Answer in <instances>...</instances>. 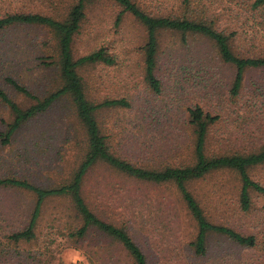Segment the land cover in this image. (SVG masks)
<instances>
[{
  "label": "rangeland",
  "instance_id": "374dc122",
  "mask_svg": "<svg viewBox=\"0 0 264 264\" xmlns=\"http://www.w3.org/2000/svg\"><path fill=\"white\" fill-rule=\"evenodd\" d=\"M133 1L155 14L179 12L181 2ZM254 1L191 0V7L193 12L207 10L216 26L237 31L242 47L243 44L250 47V38L255 37V49L262 50L264 14L253 8ZM73 3L75 0H0V16L13 12L63 14ZM122 9L116 0H94L87 8L86 18L73 44L76 58L100 47L107 48L116 57L113 65L95 64L80 69L91 100L126 97L132 103L130 108L105 109L98 114L102 131L110 138L116 154L146 166L167 159L193 161L191 130L181 132L178 129L184 128L187 109L194 104L210 110H215L219 104L229 108L227 120L211 132L207 145L209 152H244L264 143V102L260 101V93L264 92V68L247 71L242 94L237 101H232L228 98V90L234 69L217 62L214 63L215 68H206L204 64H210L211 58L205 44L190 42L193 47L189 49L182 43L179 33L165 31L159 35V76L163 81V92L155 94L144 80L146 30L128 12L118 21ZM45 60H59L55 38L48 29L27 25L0 30V86L24 107L29 106L31 100L14 90L5 77H16L38 94L49 92L61 85V78L57 63L47 66ZM10 120L11 112L0 100V130ZM80 134L83 135V131H79L71 101L61 100L25 126L11 144H0V177H27L41 186L65 181L81 161L82 146L77 144ZM177 135L179 137L175 138ZM174 138L180 147H175L176 151L172 153L169 146ZM35 139L41 140L39 146L34 143ZM250 173L264 184V165L252 168ZM98 181H106V187L117 195L121 190L135 191L137 187L103 165L95 168L89 176L91 186ZM213 186L220 189V195L209 199L206 193ZM147 187L142 186V190L146 192ZM193 189L205 203L211 219L226 223L244 234H254L257 246L243 248L231 240L213 235L209 239L208 254L197 256L188 246L195 226L187 219L185 211L174 207L170 216L155 217V209L151 205L152 218L149 216L147 220L156 222L157 227H151L160 234L152 242L154 250L159 249L152 255L153 263L264 264V196L252 192L251 210L239 212L235 205L240 181L237 174L229 171L214 172L194 184ZM152 191L175 197L170 189L152 186ZM219 199L226 205L225 213H218L214 208ZM34 203L33 195L27 191L0 187V264H91L86 252L96 243V236L91 235L86 242H76L62 234L66 231L63 226L70 220L67 200L51 199L45 203L37 240L13 244L12 247L1 243H5L2 234L6 229L21 228L29 220ZM128 204L132 208L138 203L132 205L129 198Z\"/></svg>",
  "mask_w": 264,
  "mask_h": 264
},
{
  "label": "trees",
  "instance_id": "16d2710c",
  "mask_svg": "<svg viewBox=\"0 0 264 264\" xmlns=\"http://www.w3.org/2000/svg\"><path fill=\"white\" fill-rule=\"evenodd\" d=\"M93 1L75 0L63 14L13 12L0 16V30L12 26L32 25L42 26L51 32L55 38L59 60L58 62L45 60L44 63L47 66L57 63L61 78V85L57 88L38 94L16 77L11 75L5 77L6 82L18 93L30 99L31 103L29 106H22L0 86V100L11 112V120L6 123L3 130H0V144L2 146L11 144L25 126L65 99L71 101L79 131L80 129L83 131V135L80 134L79 137L80 141L77 142L82 146L81 161L65 181L52 186H41L27 177L13 175L0 177V187L19 188L33 195L35 199L29 220L21 228L6 229L2 234L5 243L3 241L1 243L12 247L13 244L37 240V229L45 203L51 199H62L69 202L71 210L70 220L63 226L66 229L62 232L64 237L76 242H86L91 235L97 238L96 243L86 252L91 264H154L152 255L159 249L154 250L152 242L160 234L156 228L154 230L151 227L156 226V222L147 220L149 216L152 218L153 208L155 217L164 214L170 216L174 207L176 210L185 211V216L195 226V233L188 246L197 256L208 254L209 239L213 235L231 240L243 248H255L257 237L254 234H244L226 223L209 217L205 203L195 194L193 185L217 171L235 173L240 181L239 198L235 206L241 213L249 212L253 205L252 192L264 196V184L254 179L250 173L252 168L264 165V143L244 152H209L207 145L211 132L213 128L216 129L217 125L227 120L229 108L219 104L215 110H210L201 104H194L187 109L184 128L178 129L181 132L191 130L193 161L167 159L146 166L133 163L116 154L110 138L102 131L98 114L105 109L130 108L132 103L126 97L91 100L86 92L84 77L80 73L81 68L90 65H113L116 63V57L105 47L78 58L73 52L75 38L82 28L87 8ZM116 1L123 8L118 15V21L128 12L146 30V42L143 47L144 80L155 94L163 92V81L159 76L161 61L159 35L165 31L179 33L182 43L189 49L193 47L190 42L199 41L205 44L211 58L210 64H204L206 68H215L214 63L217 62L234 69V78L228 90V98L232 101H237L241 96L247 71L264 68V48L255 49V37L250 38L252 43L250 47L243 44V48L238 42L237 31L216 26L215 20H210L211 15L207 10L193 12L191 0H181L179 12L157 14L144 10L133 0ZM253 8L264 14V0H255ZM260 96H262L260 101L264 102V92H261ZM178 137L177 135L175 138ZM36 139L34 143L39 146L38 142L41 140ZM177 141L173 140L169 146L172 153L180 147L177 146ZM99 165L107 166L113 172L132 181L137 186L135 191L121 190L120 195L114 194L106 187V181H98L96 185L91 186L89 176ZM142 186H149L148 190L144 192ZM152 186L157 189L173 190L175 197L172 194L150 192ZM219 195L220 189L217 186H213L206 193L209 199ZM129 198L132 205L135 202L138 204L129 208ZM225 207L222 200L214 205L218 213H225L227 209ZM149 212L150 215H147Z\"/></svg>",
  "mask_w": 264,
  "mask_h": 264
}]
</instances>
